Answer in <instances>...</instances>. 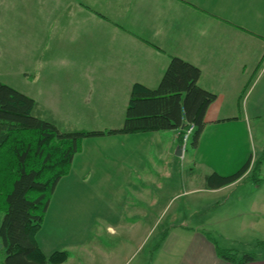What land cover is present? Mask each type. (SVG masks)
I'll use <instances>...</instances> for the list:
<instances>
[{"label":"crops","instance_id":"0c3cea01","mask_svg":"<svg viewBox=\"0 0 264 264\" xmlns=\"http://www.w3.org/2000/svg\"><path fill=\"white\" fill-rule=\"evenodd\" d=\"M2 5L10 32L28 37L32 50L27 59L25 54L15 57L13 49L7 52L10 59L25 61L20 66L17 63L13 72L55 61L51 53L42 57L41 52L78 53L72 59L74 66L71 64L75 69L73 97L80 100L84 94V100H88L84 107H100L103 115L120 112L118 123L113 124L114 116L109 127L98 130L119 127L132 85L156 87L174 56L198 66L199 85L216 94L206 110L193 162L197 163L196 155L206 136L213 138L215 146L233 147L237 141L232 143L229 136L218 135L224 126L238 132L245 129L249 136L256 117L264 116V0H0ZM59 61L56 56L57 67ZM27 95L38 102L37 95ZM39 103L44 105L41 100ZM180 131L105 134L97 138L101 146L95 148L89 142L83 145L68 174L58 181L36 234L44 254L70 252L72 247L86 245V241L88 251L91 246L96 248L99 219L110 235L121 237L120 254L112 255L109 264L126 259L129 244L142 245L146 228L160 217L151 212L153 197L175 181L178 173L172 168L179 164L177 157L186 159L187 143L180 144ZM178 146H182L179 156L175 153ZM148 150L158 156L146 163ZM257 153L249 155L241 145L228 166L204 163L206 175L213 171L226 175L252 158L249 169L235 182L218 188L205 183L200 188L192 186L191 177V188L185 192L218 194L239 186L236 202L241 209L237 216L264 239V178L256 187H240L249 178ZM184 167L179 169L180 175ZM99 188L105 191L103 207L92 204ZM201 196L190 201V211L193 207L206 211L234 206L230 197L208 201ZM246 204L248 213L242 210ZM208 226H191L185 220L167 224L145 264H239L218 255L217 243L207 234ZM69 260L70 254L59 264ZM243 264H264V255Z\"/></svg>","mask_w":264,"mask_h":264},{"label":"trees","instance_id":"16d2710c","mask_svg":"<svg viewBox=\"0 0 264 264\" xmlns=\"http://www.w3.org/2000/svg\"><path fill=\"white\" fill-rule=\"evenodd\" d=\"M201 69L174 56L159 84L147 87L132 85L122 124L109 130H62L60 124L38 102L10 84L0 81V242L5 250L4 264H59L68 258L67 251L46 256L36 234L42 225L58 181L70 171L83 139L89 136L181 129L193 125L196 146L205 126V113L216 94L198 83ZM47 115V116H46ZM49 115V116H48ZM49 117V118H48ZM251 167L249 179L258 183L257 170L264 149ZM6 154V157L4 155ZM251 156L231 174L213 171L206 184L218 188L238 180L249 169ZM264 249V240L261 241ZM223 259L243 264L260 254L217 247Z\"/></svg>","mask_w":264,"mask_h":264},{"label":"rangeland","instance_id":"374dc122","mask_svg":"<svg viewBox=\"0 0 264 264\" xmlns=\"http://www.w3.org/2000/svg\"><path fill=\"white\" fill-rule=\"evenodd\" d=\"M0 15L2 17L1 19H3L0 20V81L5 77L4 82L10 84L19 91L25 94L32 92L34 95H37L39 98L37 99L38 102L41 100L42 104L47 107L39 103L40 106L47 109L48 113L53 114L50 117L60 124L62 130L89 131L104 129L110 126L108 124H112L110 119L114 116L116 117L113 124L119 122L117 120H119L118 114H120V112L117 115H103V110L100 107H84V104L88 103L87 99L84 100V94L82 95L83 98L80 100L73 97V91H76L72 83L75 74V69H72L74 66L72 59H75L78 56V53L60 52L59 54H56L55 51L41 52L40 54L42 57L49 55L45 53H51L55 61L41 63L39 66L36 65L33 70L25 71V69L21 68L14 73V66L17 63H19L18 66H20L24 58H21L20 60H16L15 58L10 59L7 52L13 49L15 50V57H22L25 54V59H27L30 58L29 54L32 50L31 46L28 44V37H25L24 35H20L19 37L17 34L14 35L10 32V29L8 28L9 22L5 17L6 15L3 11V5L0 7ZM56 56H59L60 58L59 67L56 66ZM71 64L73 66H71ZM62 79H64V83ZM55 84H57L56 87H54ZM101 87L104 88L107 87V85H101ZM55 88H59V90ZM118 95L120 94L118 93ZM100 101L103 103L107 102L106 100ZM123 115L124 112L122 113V117H124ZM256 119L257 121L253 124L249 136L245 129L238 132V129H225L226 126H224V129L218 133L219 137L224 135L229 136L232 143L233 141H237V144H233V147L232 144L227 149L215 146L213 144V138H207L206 136L202 148L197 152V163L193 162L192 158L195 146L193 143L194 134H192L187 141H184V143H187L188 150L186 159L184 160L179 156L177 157L179 164L176 169L171 166L173 172L176 173L177 170L178 173L177 175L175 174V181L171 182L170 188L161 190L159 196L153 197L154 199L151 198L153 199L150 203L152 205L151 212L160 216L159 221L150 225L149 228H146V237L142 245H138L137 243L128 245L127 258L121 259L118 264H145L150 253L159 242L166 225L172 222L179 223L182 220L187 221L191 226L200 223L209 224L210 226L207 227V234L215 240L219 248L230 249V251L235 252L238 255H241L243 252L264 255V249L261 247V241L264 239L260 236L261 233L244 225L240 216H237L238 211L241 209V204L236 202L238 193L237 189L239 186H235L237 188H229L227 191L218 194H205L198 192L188 195L189 193L185 192L188 188H191V177L193 179V187L201 188L206 183L205 175L208 170L204 163L207 162L221 168L228 166L232 161L231 158L235 156V151L238 148H241V145L247 149L249 155L254 151L255 153L258 152L257 155L260 157L262 153L259 152L264 148V116L256 117ZM99 136L100 135L89 136L83 139L82 144L85 146V144L87 145L89 142L95 148L99 147L101 146V144L97 142ZM157 156L158 154L154 150L146 151V163L148 161L151 162V157ZM4 157H6V154ZM150 166L152 165L147 164V167L150 168ZM183 166H185V171H182L183 174L180 175L178 171ZM231 170L232 171H229L231 173L236 171L234 169ZM257 173L258 178H260L258 183L248 178L240 187L249 189L250 187H256L257 184L261 182L262 178H264V159L262 158ZM262 187H264V184ZM99 192V195L95 197L93 196V200L95 199V201H92V204L103 207L105 205L104 188H99ZM88 194L89 192L87 191V195ZM92 194L94 193L92 192ZM202 194L205 195L204 198L208 199V201L215 200L216 198L225 199L230 197L229 201H234V206L228 209H207L208 211H200V209L198 210L193 207L190 211V201L194 197L202 198ZM230 194L231 196H229ZM145 204H148L147 198ZM247 206L248 205L246 204L245 208H242V210L248 213L249 208ZM2 215L3 214L0 211V224ZM258 233L260 235H258ZM81 238H84L83 234L81 235ZM92 240L93 239H91V245ZM120 240L121 237L119 235H110L106 230L103 221L99 219L98 228L96 229V248L91 246V249L88 251L89 244L87 241L86 245L82 244L79 247H72L70 252H68V254H70V260L67 264H109L108 260L112 255L117 256L120 254V246L122 245ZM90 255H92L91 258ZM4 256L5 250L4 247H1L0 264H3Z\"/></svg>","mask_w":264,"mask_h":264},{"label":"built area","instance_id":"2783aa9c","mask_svg":"<svg viewBox=\"0 0 264 264\" xmlns=\"http://www.w3.org/2000/svg\"><path fill=\"white\" fill-rule=\"evenodd\" d=\"M194 126L190 125L189 128L186 131L185 135H184V141H187L192 133ZM185 144V143H184Z\"/></svg>","mask_w":264,"mask_h":264},{"label":"water","instance_id":"95a60500","mask_svg":"<svg viewBox=\"0 0 264 264\" xmlns=\"http://www.w3.org/2000/svg\"><path fill=\"white\" fill-rule=\"evenodd\" d=\"M176 155H181L182 154V146H178L175 151ZM3 247V244L0 242V248Z\"/></svg>","mask_w":264,"mask_h":264},{"label":"bare ground","instance_id":"6f19581e","mask_svg":"<svg viewBox=\"0 0 264 264\" xmlns=\"http://www.w3.org/2000/svg\"><path fill=\"white\" fill-rule=\"evenodd\" d=\"M193 131V130H192Z\"/></svg>","mask_w":264,"mask_h":264}]
</instances>
